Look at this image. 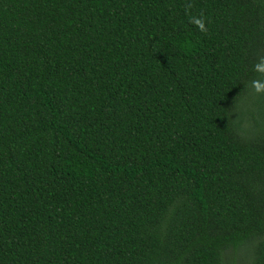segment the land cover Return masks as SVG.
I'll return each instance as SVG.
<instances>
[{
	"label": "trees",
	"instance_id": "1",
	"mask_svg": "<svg viewBox=\"0 0 264 264\" xmlns=\"http://www.w3.org/2000/svg\"><path fill=\"white\" fill-rule=\"evenodd\" d=\"M262 58L264 0H0V264H264Z\"/></svg>",
	"mask_w": 264,
	"mask_h": 264
},
{
	"label": "clouds",
	"instance_id": "2",
	"mask_svg": "<svg viewBox=\"0 0 264 264\" xmlns=\"http://www.w3.org/2000/svg\"><path fill=\"white\" fill-rule=\"evenodd\" d=\"M197 24L200 26V29L203 31L204 30V25L201 21H197ZM257 69L264 70V58H262V63L256 65ZM253 85L256 89L257 92H260L264 90V84H261L259 81H254Z\"/></svg>",
	"mask_w": 264,
	"mask_h": 264
},
{
	"label": "rangeland",
	"instance_id": "3",
	"mask_svg": "<svg viewBox=\"0 0 264 264\" xmlns=\"http://www.w3.org/2000/svg\"><path fill=\"white\" fill-rule=\"evenodd\" d=\"M236 264H238L239 263V260H238V258H235V261H234Z\"/></svg>",
	"mask_w": 264,
	"mask_h": 264
}]
</instances>
